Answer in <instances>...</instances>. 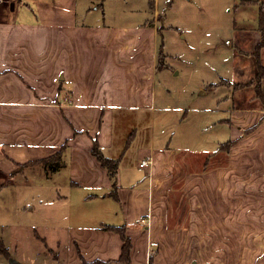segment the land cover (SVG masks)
<instances>
[{"label":"crops","instance_id":"obj_1","mask_svg":"<svg viewBox=\"0 0 264 264\" xmlns=\"http://www.w3.org/2000/svg\"><path fill=\"white\" fill-rule=\"evenodd\" d=\"M62 1V9L49 0L52 7L44 9H32L27 0L0 1V264H264L263 245L255 263L244 259L253 255L246 243L252 233L264 235V33L259 24L234 37V60L243 68L233 77L235 88L222 98L226 107H219V99L216 108L228 114L217 124L229 123L232 132L225 142L229 148L211 152L215 161H227L211 172L208 261L202 246L188 250V234L180 239L183 249L168 250L160 242L164 234L154 231L163 202L156 195L172 172L164 161L176 154L154 148L152 141L154 113L161 109L157 77L167 65L160 62L157 43L162 17L157 0L141 18L127 0L118 3L114 16L120 19L112 23L86 18L92 8L105 11L106 0L84 7L79 0ZM25 6L29 9L22 10ZM139 126L144 134L136 165L144 170L134 173L121 164ZM94 139L106 156L119 158L116 195L107 168L92 153ZM65 144L57 167L54 159L42 161ZM149 156L152 166L141 167L140 160ZM73 193L79 203L106 216L93 217L87 208L76 211L79 220L86 217L84 223L73 221ZM60 200L67 204L69 221L45 223V203ZM252 209L259 212L252 216ZM150 213L151 227L143 226L141 219ZM119 227L129 240L128 263L118 261L124 242ZM153 249L159 251L157 259H149ZM221 254L242 259L226 263Z\"/></svg>","mask_w":264,"mask_h":264},{"label":"rangeland","instance_id":"obj_2","mask_svg":"<svg viewBox=\"0 0 264 264\" xmlns=\"http://www.w3.org/2000/svg\"><path fill=\"white\" fill-rule=\"evenodd\" d=\"M27 1L32 9H44V6L52 7L51 4L46 5L47 0ZM49 1H54L55 8H63L64 1ZM79 1L80 5L84 7L90 3L96 5L98 0ZM106 1L105 11L101 7L98 10L92 8L86 14V18L93 22L110 20L112 23V20L118 21L117 19L120 17L114 16L118 10L117 4L126 0ZM127 1L136 8L137 18L147 17L151 0ZM262 2L264 3V0H157V7L162 16L157 22V26L160 27L157 43L161 55L160 62L167 65L164 68L161 66L157 77V107L159 106L161 109H157L154 113L152 141L154 148H172L177 154L165 158L166 167L172 172L169 174V178H166L164 183L166 187L163 190L160 188V193L156 195V200L163 202H161L162 208H159V211L162 212L160 214L161 222L156 224L154 231L157 234H164L165 240L160 242L163 241V247L165 242L168 250H170L169 247L183 249L184 242H181L180 239L186 233L189 238L187 242L189 249L188 245L187 249L195 250L202 246L208 253L203 257L208 261L212 260L210 248L212 243L210 239L212 222L211 172L213 168L222 166L227 158L222 157L215 161L211 152L217 153L229 148L230 145L225 142L229 140L232 132L231 127H228L229 123L226 122L225 128H222V124H217L219 117L228 114L223 113L222 110L218 112L216 108L219 99V107H226L227 100L222 98L229 93L231 87L235 88L233 77L243 68L238 65L240 64L238 58L234 60L236 50V47H233L234 37H237L240 30L248 29V26H258ZM25 9L29 8L22 7V10ZM79 17L80 19L85 17L83 10H79ZM24 18L21 19L24 20ZM123 19H133V17L124 16ZM26 20L30 19L26 17ZM166 106L168 109L163 110V107ZM139 128L138 135L132 140L130 139L131 147L126 152L125 159L121 164V168L134 173H142L144 170L136 165L135 153L143 144L141 139L144 134L142 126ZM203 152L204 154H202ZM181 154L185 155L183 159L178 156ZM193 173L200 174L192 177ZM60 193L63 194L65 191H60ZM73 195V209H71V214L74 212L73 221L84 223L86 220L83 219L86 217L79 220L76 211H86L87 208L92 215L106 216V213L101 210L94 211L87 204L79 203L77 193H73ZM45 196L49 199L51 194H45ZM251 212L254 216L253 214L259 210L252 209ZM93 217L95 216L93 215ZM109 217L111 219L113 215L110 214ZM163 217H165L164 223L162 222ZM44 218L45 223L68 222L67 204L61 200L53 205L46 202ZM144 218L148 220V223H142V225L151 227V213ZM202 222L203 225H201ZM251 227L255 230L259 229L256 225ZM258 232L259 230L254 231L251 235L252 238L246 242L251 243L250 248H252L253 255L245 256L244 259L246 261L251 259L252 263L261 258L258 256L259 248L261 245L264 246V235L260 238L257 235ZM174 233H177V236L172 237ZM197 236L205 241H199ZM158 253L159 251L156 252V254ZM156 254L153 249L149 259L153 256H156L157 259ZM255 254L258 255L254 256ZM240 257L224 255L218 258L225 260L226 263H234V261L242 259Z\"/></svg>","mask_w":264,"mask_h":264},{"label":"trees","instance_id":"obj_3","mask_svg":"<svg viewBox=\"0 0 264 264\" xmlns=\"http://www.w3.org/2000/svg\"><path fill=\"white\" fill-rule=\"evenodd\" d=\"M260 9L261 10H260V14H259V29H260L261 33H264V3L260 7ZM160 58H161V55H160ZM259 86H260V84L258 83L257 84L258 89H259ZM65 146H66V144L63 145L62 148L57 153H55L53 156H50L49 158H44L42 161H44L45 163H48L50 160L54 159L55 167H57L61 161V155H62V152H63ZM92 153L97 157L99 162L107 168L109 175H110L111 179L113 180V191L112 192L116 195V191L114 189L116 187L115 182H116L117 168L119 165V158L118 157L112 158V157L106 156L104 154V152L102 151V149L99 147L98 142L95 139L93 140ZM118 231L120 232V234L123 238V241H124L123 246H122V252H121V255H120L118 261H121L123 263H128V261H129V240H128L127 236L125 235V233L121 227L118 228ZM2 249H3V251H6L5 247H3ZM92 263H96V262H92Z\"/></svg>","mask_w":264,"mask_h":264},{"label":"built area","instance_id":"obj_4","mask_svg":"<svg viewBox=\"0 0 264 264\" xmlns=\"http://www.w3.org/2000/svg\"><path fill=\"white\" fill-rule=\"evenodd\" d=\"M0 1H2V0H0ZM67 98L68 97H66L65 99L67 100ZM152 163H153V159H152V157L149 156V157H146L144 159H141L140 162H139V165L141 167H151ZM141 222L142 223H146V222L148 223V220L146 218H142Z\"/></svg>","mask_w":264,"mask_h":264},{"label":"water","instance_id":"obj_5","mask_svg":"<svg viewBox=\"0 0 264 264\" xmlns=\"http://www.w3.org/2000/svg\"><path fill=\"white\" fill-rule=\"evenodd\" d=\"M12 262L15 263V260H12ZM193 264H195V263H193Z\"/></svg>","mask_w":264,"mask_h":264}]
</instances>
